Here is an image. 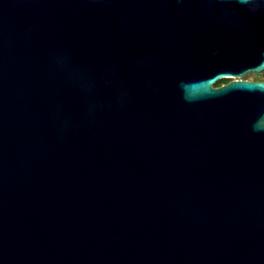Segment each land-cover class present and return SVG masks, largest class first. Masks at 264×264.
Here are the masks:
<instances>
[{
    "label": "water",
    "instance_id": "95a60500",
    "mask_svg": "<svg viewBox=\"0 0 264 264\" xmlns=\"http://www.w3.org/2000/svg\"><path fill=\"white\" fill-rule=\"evenodd\" d=\"M262 71L264 0H0V264H264Z\"/></svg>",
    "mask_w": 264,
    "mask_h": 264
},
{
    "label": "trees",
    "instance_id": "16d2710c",
    "mask_svg": "<svg viewBox=\"0 0 264 264\" xmlns=\"http://www.w3.org/2000/svg\"><path fill=\"white\" fill-rule=\"evenodd\" d=\"M262 73H264V72H248V73H246V74L244 75V77H248V75H253V78H259V77H260L259 75L262 74ZM228 79H229V78H227V77H225V78H221V79L217 80V81L214 83V85H219V84H221V83H223V82H226Z\"/></svg>",
    "mask_w": 264,
    "mask_h": 264
},
{
    "label": "clouds",
    "instance_id": "9594fccd",
    "mask_svg": "<svg viewBox=\"0 0 264 264\" xmlns=\"http://www.w3.org/2000/svg\"><path fill=\"white\" fill-rule=\"evenodd\" d=\"M253 129L255 131H262V130H264V118L261 119V122H259L257 124H254L253 125Z\"/></svg>",
    "mask_w": 264,
    "mask_h": 264
},
{
    "label": "flooded vegetation",
    "instance_id": "af4514ba",
    "mask_svg": "<svg viewBox=\"0 0 264 264\" xmlns=\"http://www.w3.org/2000/svg\"><path fill=\"white\" fill-rule=\"evenodd\" d=\"M248 73V72H247ZM227 78H229V77H227ZM230 78H232V77H230ZM230 78L227 80V81H229L230 80ZM242 78H244V79H250V80H261V81H264V79L263 78H261V77H259V78H249V77H242ZM226 81V82H227ZM226 82H223V83H226ZM222 84V83H221ZM220 85V84H219ZM214 86H217V85H214Z\"/></svg>",
    "mask_w": 264,
    "mask_h": 264
},
{
    "label": "rangeland",
    "instance_id": "374dc122",
    "mask_svg": "<svg viewBox=\"0 0 264 264\" xmlns=\"http://www.w3.org/2000/svg\"><path fill=\"white\" fill-rule=\"evenodd\" d=\"M262 72H264V71H262ZM259 76H260L261 78H263V79H264V73L260 74ZM248 77H249V78H252V77H253V75H248Z\"/></svg>",
    "mask_w": 264,
    "mask_h": 264
}]
</instances>
